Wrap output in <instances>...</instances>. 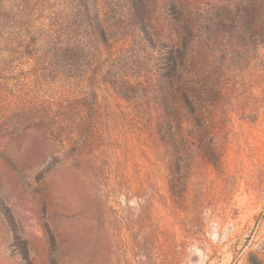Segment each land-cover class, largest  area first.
<instances>
[{"label":"rangeland","instance_id":"374dc122","mask_svg":"<svg viewBox=\"0 0 264 264\" xmlns=\"http://www.w3.org/2000/svg\"><path fill=\"white\" fill-rule=\"evenodd\" d=\"M2 1L31 23L0 36V264H264V97L219 118L209 158L184 125L176 162L146 103L55 73L64 0Z\"/></svg>","mask_w":264,"mask_h":264},{"label":"trees","instance_id":"16d2710c","mask_svg":"<svg viewBox=\"0 0 264 264\" xmlns=\"http://www.w3.org/2000/svg\"><path fill=\"white\" fill-rule=\"evenodd\" d=\"M20 1L16 14L34 16L39 0ZM64 1L59 20L70 19L71 32L42 45L54 54L55 73L73 79L98 68L121 98L146 103L156 140L174 149L176 162L184 125L209 158L219 118H248L246 102L264 97V0ZM2 3L1 15L14 11ZM11 23L0 22V36L31 22Z\"/></svg>","mask_w":264,"mask_h":264}]
</instances>
